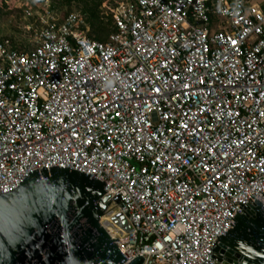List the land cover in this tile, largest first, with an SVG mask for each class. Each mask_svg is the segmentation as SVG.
Returning <instances> with one entry per match:
<instances>
[{"label":"built area","instance_id":"built-area-1","mask_svg":"<svg viewBox=\"0 0 264 264\" xmlns=\"http://www.w3.org/2000/svg\"><path fill=\"white\" fill-rule=\"evenodd\" d=\"M111 16L106 41L77 11L23 50L0 40V193L74 169L126 219L122 264H215L264 192V1L120 0Z\"/></svg>","mask_w":264,"mask_h":264},{"label":"water","instance_id":"water-1","mask_svg":"<svg viewBox=\"0 0 264 264\" xmlns=\"http://www.w3.org/2000/svg\"><path fill=\"white\" fill-rule=\"evenodd\" d=\"M0 193V264H122L124 243L101 217L105 184L74 169L32 170ZM118 203L119 199H113ZM215 264H264V192L239 205L214 246ZM136 256L127 264H142Z\"/></svg>","mask_w":264,"mask_h":264},{"label":"rangeland","instance_id":"rangeland-1","mask_svg":"<svg viewBox=\"0 0 264 264\" xmlns=\"http://www.w3.org/2000/svg\"><path fill=\"white\" fill-rule=\"evenodd\" d=\"M118 2L120 0H101L100 14H103L104 18L110 16L111 9ZM70 11H77L83 15L88 26L86 31L90 36V25L81 1L0 0V38H7L12 47L23 50L34 43L43 19L54 17L59 20Z\"/></svg>","mask_w":264,"mask_h":264},{"label":"trees","instance_id":"trees-1","mask_svg":"<svg viewBox=\"0 0 264 264\" xmlns=\"http://www.w3.org/2000/svg\"><path fill=\"white\" fill-rule=\"evenodd\" d=\"M71 0H62V2H69ZM83 4V11L87 15V20L90 25V37L106 41L107 36L113 30V19L112 16L107 15L104 18L103 14H100L99 6L101 0H78ZM105 19V20H104ZM3 38H0V40Z\"/></svg>","mask_w":264,"mask_h":264},{"label":"bare ground","instance_id":"bare-ground-1","mask_svg":"<svg viewBox=\"0 0 264 264\" xmlns=\"http://www.w3.org/2000/svg\"><path fill=\"white\" fill-rule=\"evenodd\" d=\"M80 172V171H79ZM116 212V208H110V209H106V212L105 214L101 217V222H105L106 220H108L109 218H111L112 216H114ZM112 220V221H111ZM110 221H108V224L111 228V230L114 232V231H117L119 232L118 228H116L115 226H113V223H116L113 219H111ZM121 234V232H119Z\"/></svg>","mask_w":264,"mask_h":264},{"label":"crops","instance_id":"crops-1","mask_svg":"<svg viewBox=\"0 0 264 264\" xmlns=\"http://www.w3.org/2000/svg\"><path fill=\"white\" fill-rule=\"evenodd\" d=\"M256 1H258V0H256ZM263 0H261V1H259V2H262Z\"/></svg>","mask_w":264,"mask_h":264}]
</instances>
